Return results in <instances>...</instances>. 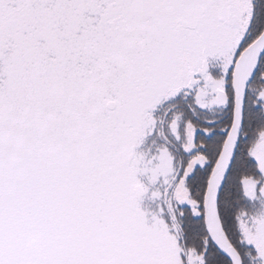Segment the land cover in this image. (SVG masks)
Wrapping results in <instances>:
<instances>
[{"label":"snow or ice","instance_id":"snow-or-ice-1","mask_svg":"<svg viewBox=\"0 0 264 264\" xmlns=\"http://www.w3.org/2000/svg\"><path fill=\"white\" fill-rule=\"evenodd\" d=\"M0 264H264V0H0Z\"/></svg>","mask_w":264,"mask_h":264}]
</instances>
